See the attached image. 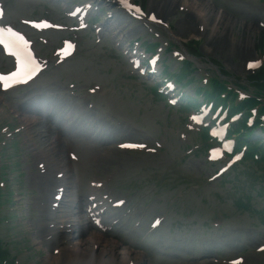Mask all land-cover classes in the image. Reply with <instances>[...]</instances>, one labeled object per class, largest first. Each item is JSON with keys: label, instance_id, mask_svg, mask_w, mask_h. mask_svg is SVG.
<instances>
[{"label": "rangeland", "instance_id": "1", "mask_svg": "<svg viewBox=\"0 0 264 264\" xmlns=\"http://www.w3.org/2000/svg\"><path fill=\"white\" fill-rule=\"evenodd\" d=\"M0 1L6 10V20L18 28L23 27L20 19L48 17L56 23L67 21L61 18L59 0ZM87 1L80 0V4L83 6ZM202 1L222 16L216 32H210L208 25L200 30L193 14L181 10L178 2L171 0H135L144 10V19L126 18L119 24L127 32L124 46L130 42L147 49L156 43L153 53L159 57L158 68L162 65L168 73L174 72L166 75L164 70L163 75L176 78L177 72L184 69L185 77L180 83L191 80L185 88L189 95H193L196 87L205 86L204 78H220L223 75L220 69L227 74L221 77L232 81L231 85L238 83L236 80L246 84L245 62L259 63L263 59L254 47L264 28V0ZM105 11L106 6L99 5L96 17L100 22L95 25L101 24ZM149 13L154 14V23L146 21ZM116 21L119 23L120 19ZM28 33L39 56L47 59V70L35 86L51 90L48 93L54 105L62 106L63 99L83 101L82 112L90 110L104 125L119 123L118 133H128L119 142H139L146 147L129 150L117 147L115 142L108 145L112 150L104 147L91 150L90 140L80 136L85 131L84 123L62 120L61 127L71 131L65 135L57 133L50 122L28 125L18 111L21 100L17 98L18 91L8 95L0 92V126L10 122L15 135L9 138L11 143L7 141L5 150L0 146V164L4 165L0 180L4 179L6 188L10 189L6 190V197L0 192V202L4 201L0 204V247L8 250L9 259L14 258L16 264H57L48 260L53 244L48 239L46 219L42 215L40 219L32 217L27 212V200L25 204L8 201L9 197L13 198L11 191L15 188L26 189L29 201L43 214L42 208L47 206L42 200L46 192L40 187L44 177L30 174L24 168L35 161L34 148L47 147V156L56 151V162L64 160L70 173L73 172L76 189L83 191L92 180L102 182L100 193L114 192L116 198H126L144 213L145 219L162 215L165 225L162 231L172 230L171 234L177 233L176 237L181 239L172 241L177 247L175 250L189 244L195 253L199 248H206L215 255L211 262L205 258L206 261L191 264H264V250L259 248L264 241L263 158L254 160L248 155L233 163L228 174L218 175V162L210 159L204 145L200 146L203 136L200 137L192 120L186 118L189 112L168 106L167 100L153 90V82L129 73L130 66L110 33L103 36L102 31L95 33L91 26L78 31L75 53L66 60L51 55V51L59 45L56 41L61 35L69 32L49 29L38 32L39 35ZM39 36L48 40L46 45L37 40ZM191 39L198 41L197 50L187 44ZM185 52L193 55L190 56L194 61L192 66H183ZM10 67V60L0 56V68L6 71ZM96 84L101 86L104 95L86 92ZM69 86H73L70 92L75 97L58 96L59 88ZM53 116L59 117L54 113ZM1 138L2 134L0 141ZM57 138H60L58 148L53 149L50 144ZM9 171L14 185L6 180ZM86 173L89 175L84 176ZM40 196L43 197L40 199ZM33 209L34 206L31 212ZM224 229L232 236H225Z\"/></svg>", "mask_w": 264, "mask_h": 264}, {"label": "bare ground", "instance_id": "2", "mask_svg": "<svg viewBox=\"0 0 264 264\" xmlns=\"http://www.w3.org/2000/svg\"><path fill=\"white\" fill-rule=\"evenodd\" d=\"M172 1H179V3H181L180 5L187 8V10L190 11L193 16L199 20L200 25H208V30L210 32L213 33L218 30V25L222 22L220 21L222 19V16L220 15V13L214 12V9L209 3H206L202 0H171V2ZM107 26L108 29L111 28L112 31H114L117 25L113 26V23H109ZM117 28L118 26L116 27V29ZM250 43L251 42H248V44ZM49 129L50 128L48 127V130ZM59 141L60 138H57L53 141L54 144H50L54 146L53 149L58 148L57 144L59 143ZM91 146L92 145H90L89 147L90 149ZM46 153H49V149L47 147H36L34 156L40 158L41 154L42 157H45ZM55 154L56 151L54 155H50L51 157L48 156L50 165L44 166L48 167L47 169H53V172L55 174V179H51L50 184L54 186H56L57 184V187L63 188L65 187V185H70V178L63 166L64 160L56 162L58 155ZM48 157L45 160H41L48 163ZM60 162L63 165H58ZM67 201L69 203L74 202L76 206L81 208L82 203L80 199H75L73 195L71 196V193L69 197L68 192L66 191L62 194L60 204L65 205ZM61 213L62 212L56 213L58 214V217H61L58 221L60 225L57 226L59 227L60 231L62 230L60 227H63V225L61 224L65 222V220H63L61 216ZM64 216H70L72 218L71 220H79L74 215V212L70 210ZM83 230V233H79L77 236L68 239H63L62 237H60L59 230L52 233L53 243L56 245L55 255L53 256V254H50L48 256V260H53V262L57 264H146V258L142 254L133 252L129 249V247L119 244L116 240L106 239L102 235L96 233H88L86 227H84ZM76 232L77 231L74 230L73 233Z\"/></svg>", "mask_w": 264, "mask_h": 264}, {"label": "snow or ice", "instance_id": "3", "mask_svg": "<svg viewBox=\"0 0 264 264\" xmlns=\"http://www.w3.org/2000/svg\"><path fill=\"white\" fill-rule=\"evenodd\" d=\"M121 2L124 7L128 9L132 8V5L129 3V0H121ZM136 11L139 12L140 9L137 8ZM152 19L154 20L155 17H152ZM4 31V29H0V43H3L6 49H19L20 44L18 43V41L6 42L2 38ZM8 31L11 35H16L14 33H11L10 30ZM12 54L17 57L15 71L7 75H0V84H2L5 88L11 87L15 83L27 82L28 79H31L39 71L38 65L35 63L34 58L31 57L30 54L22 55L19 50L13 52ZM255 66L256 65L253 63L249 64L250 68ZM129 147L133 146L130 145ZM234 264H237V262H234Z\"/></svg>", "mask_w": 264, "mask_h": 264}]
</instances>
